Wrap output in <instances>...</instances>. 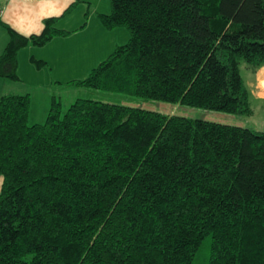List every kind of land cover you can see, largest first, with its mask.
<instances>
[{
  "label": "trees",
  "instance_id": "obj_1",
  "mask_svg": "<svg viewBox=\"0 0 264 264\" xmlns=\"http://www.w3.org/2000/svg\"><path fill=\"white\" fill-rule=\"evenodd\" d=\"M116 46L72 84L250 114L240 60L264 67V0H109ZM3 26L0 78L17 54L70 32ZM41 67L43 62L31 59ZM28 94L0 97V264H264V132L126 105L52 97L28 124Z\"/></svg>",
  "mask_w": 264,
  "mask_h": 264
},
{
  "label": "crops",
  "instance_id": "obj_2",
  "mask_svg": "<svg viewBox=\"0 0 264 264\" xmlns=\"http://www.w3.org/2000/svg\"><path fill=\"white\" fill-rule=\"evenodd\" d=\"M73 1L75 0H0L3 7L0 18V54L8 41L4 24L25 36L37 34L42 31L44 19L61 16ZM76 5L75 8L85 6L84 14H88L86 18L81 17L78 22L76 16L72 17L75 8L62 16L55 26L70 33L55 37L40 47H23L17 54L19 79L10 81L0 78V97L7 94L29 95L28 122H39L47 116L52 97L57 98L54 93L56 89H74L72 87L77 85L72 84L73 81L85 78L116 46L125 44L129 39L124 28L106 30L97 18L99 12L109 13V6L104 11L97 12L92 9V0H78ZM92 16H96L98 20L99 26L96 28H89ZM32 58L44 65L35 66L31 62ZM255 78L260 79L257 82L258 89L264 87V67L255 72ZM33 91L36 96L34 109ZM255 94L257 98H264L259 92ZM1 183L0 178V187Z\"/></svg>",
  "mask_w": 264,
  "mask_h": 264
},
{
  "label": "rangeland",
  "instance_id": "obj_3",
  "mask_svg": "<svg viewBox=\"0 0 264 264\" xmlns=\"http://www.w3.org/2000/svg\"><path fill=\"white\" fill-rule=\"evenodd\" d=\"M92 2H93L92 9H94L97 12L104 11L105 9L108 8V6L110 7L109 0H98V1L92 0ZM74 12L75 13H73L72 17L76 16V19L78 18L77 20L78 22L80 21L81 17L84 19L88 15V14L87 15L84 14L85 12L84 5L75 8ZM98 26H99L98 20L96 16L94 17L92 16V18L89 19V28H96ZM239 70L243 82L245 84V87L247 88L249 93V108L251 110L250 114L228 113L218 110H209L199 107H191L180 103L146 99V98L135 97L123 93L105 92V91L94 90L81 86L72 87L74 89H62V88L56 89L54 93L57 96V98L60 100V102L63 103L62 104L63 111L66 110V108L75 99L84 98V99L97 100L105 103L120 104L134 108L156 111L168 115L183 116L192 119H202L206 121L227 124V125H236V126L249 128L256 132H264V98L263 99L257 98L255 94L256 92H259L260 94L261 91L260 89H264V87H259L258 89L257 82L260 79L255 78V73L253 72V70L250 69L247 66V64L242 60H240L239 62ZM31 93L33 95L32 107L34 109L36 103V96L34 91ZM260 95L264 96V91H261ZM45 119L46 117L42 118L39 122L31 121L28 122V124L30 125L33 123H43ZM210 245H211V239L210 237H206L202 241L198 251L196 252L192 264L208 263Z\"/></svg>",
  "mask_w": 264,
  "mask_h": 264
},
{
  "label": "built area",
  "instance_id": "obj_4",
  "mask_svg": "<svg viewBox=\"0 0 264 264\" xmlns=\"http://www.w3.org/2000/svg\"><path fill=\"white\" fill-rule=\"evenodd\" d=\"M2 13H3V7H2L1 4H0V18H1V16H2Z\"/></svg>",
  "mask_w": 264,
  "mask_h": 264
}]
</instances>
